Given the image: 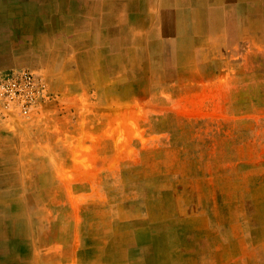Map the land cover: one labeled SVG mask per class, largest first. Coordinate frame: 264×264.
<instances>
[{"label": "crops", "instance_id": "obj_1", "mask_svg": "<svg viewBox=\"0 0 264 264\" xmlns=\"http://www.w3.org/2000/svg\"><path fill=\"white\" fill-rule=\"evenodd\" d=\"M263 17L264 0H0V76L17 69L41 73L54 95L52 110L67 111L34 123L6 116L0 105V264H192L173 262L172 246L156 240L145 252L146 261L125 262L128 252L140 250L128 246L116 248L121 260L109 261L101 255L110 247L77 244L83 237L77 225L69 231L73 242L68 246L61 245L54 226L28 229L46 208L89 205L94 192L105 189L108 159L125 156L116 142L124 141L126 110L146 111L154 126L159 124L155 112L168 110L164 120L170 126L218 127L213 138L228 142L235 159L231 166L237 167V158L252 165L244 175V190L250 192L238 203L236 173L220 167L233 173L228 193L220 189L222 204L228 199V219L218 218L224 228L217 231L208 225V233L198 230L203 238L213 233L220 244L212 261L205 257L195 264H264ZM183 53L191 61L187 70L178 61ZM212 109L218 111L213 122H200L199 116ZM222 109L245 110L244 118L221 117ZM134 120L141 124L139 117ZM225 126L227 136L220 134ZM256 126L261 128L254 135ZM254 158L261 159L256 163L262 176L258 194L247 186ZM36 207L38 213L29 217ZM36 221L44 223L45 216ZM170 223L167 218L154 221L151 231L124 221L116 237L147 236L148 231L160 240L172 238Z\"/></svg>", "mask_w": 264, "mask_h": 264}, {"label": "rangeland", "instance_id": "obj_2", "mask_svg": "<svg viewBox=\"0 0 264 264\" xmlns=\"http://www.w3.org/2000/svg\"><path fill=\"white\" fill-rule=\"evenodd\" d=\"M53 104L54 100L52 99L47 111L30 118H24L21 115L14 116L19 120L37 123L39 120L50 118L52 114L60 115L67 112L58 106V110H55L57 113H54ZM240 105L243 106V103ZM184 111L179 110L178 112L184 113ZM167 112L168 110L156 112L155 116L158 118L156 121L159 124L154 126L149 124L150 120L145 114L146 111L126 110L124 141L116 142L117 149L123 151L125 156L108 159L109 173L106 176L103 175L105 189L96 190L92 197V204L89 205L52 206L46 208L48 212L39 215L36 207L34 210L36 213L30 212V217L34 218L33 214H37V219L41 215V217L45 216L46 221L40 223L35 218L28 222V229L35 230L36 228L38 230L54 226L62 235L61 245L68 246L73 242V239L68 237L69 231L78 224L77 230L83 235L82 238L77 237L78 244L84 245L86 242L94 247H110L109 254L102 253L101 255L104 259L107 257L109 261L121 260V255L116 253V248L125 247L127 250V246L140 248V250L139 252L136 250V253L128 252L123 259L125 262L134 259L146 261L148 253L145 252L148 251L149 245H155V240L157 244L172 246L175 251L173 262L188 261L195 264L205 257L212 261L218 254L220 239L213 233L211 236L203 238V235L201 237V234H198V230L201 232L207 230V225L209 229H216V231L221 227L224 228V224L220 225L217 220L219 217H221V221L228 219L229 206H227V198H224L226 204H222L220 189H224L225 194L228 193L230 183L228 178L233 173L228 168H223L226 171L222 172L220 167H232L231 164L235 159L229 156L226 149L228 142L218 141L217 137L213 138V135L218 134L217 126L187 127L190 129L187 130L188 135H185L186 133L182 135L181 130L184 131L186 127L168 125L167 120H164L167 117ZM254 112L256 113V111ZM208 113L217 116L218 111L210 110ZM220 114L224 118H235L236 116L238 119H243L245 110L222 109ZM133 117H139L141 124ZM260 128V126L254 127L253 134L256 135ZM223 129L225 131L221 130L220 134L225 135L226 133L227 136L229 126H225ZM201 132L206 133L202 134ZM239 132L238 130L237 133ZM119 138L121 140V133ZM176 138H189L190 141H179L175 140ZM239 145L243 146L244 142H238V147ZM221 146H224L225 149L221 150ZM78 160L83 165H90L86 158ZM253 162L252 184H247V186L252 185L253 192L258 194L257 189L261 186L264 175L261 176L260 168H256V163H260L261 159L254 158ZM236 165L237 167L231 169L237 176V202L242 201L243 203L246 192H250V190H244L245 170L246 167L251 168L252 165L246 164L244 158H237ZM165 218L171 220L169 229L172 230V238H161L160 240L150 237L148 231L145 232L147 236L141 235L136 238L115 236L124 221L130 222L131 228L135 222V228L140 226L141 229L148 230L153 229L152 222ZM158 226L156 224V230L159 229ZM84 232L89 233V236L85 237ZM102 232L104 236H101ZM203 242L204 248H202ZM200 245L202 249L198 250ZM203 249L205 252L202 251Z\"/></svg>", "mask_w": 264, "mask_h": 264}, {"label": "built area", "instance_id": "obj_3", "mask_svg": "<svg viewBox=\"0 0 264 264\" xmlns=\"http://www.w3.org/2000/svg\"><path fill=\"white\" fill-rule=\"evenodd\" d=\"M53 96L46 79L34 70H8L0 76V105L6 116L40 114L49 109Z\"/></svg>", "mask_w": 264, "mask_h": 264}, {"label": "bare ground", "instance_id": "obj_4", "mask_svg": "<svg viewBox=\"0 0 264 264\" xmlns=\"http://www.w3.org/2000/svg\"><path fill=\"white\" fill-rule=\"evenodd\" d=\"M140 18V17H139ZM141 18H142V16H141ZM144 18V17H143ZM264 18V17H263ZM125 21V20H124ZM135 21V20H134ZM137 21H138V19H137ZM137 21H135V22H137ZM263 21V20H262ZM134 22V23H135ZM262 24V23H261ZM127 26V25H126ZM263 26V25H262ZM114 27V26H113ZM149 27V26H148ZM126 28V27H125ZM124 28V29H125ZM116 29V28H115ZM104 37V36H103ZM198 39H199V37H198ZM196 40H197V37H196ZM195 40V41H196ZM112 43V42H111ZM127 44V43H126ZM124 50V49H123ZM149 51V50H148ZM185 53H183V55H180L179 57V62H180V64L182 65V69L181 70H187L190 66H191V61L188 59L189 58V56H188V54H185ZM200 55V54H199ZM255 55V54H254ZM95 57V56H94ZM100 57V56H99ZM135 57V56H134ZM104 58V57H103ZM196 58V57H195ZM134 59V58H133ZM132 61V60H131ZM144 61V60H143ZM250 61H251V59H250ZM135 62V61H134ZM136 63V62H135ZM159 64V63H158ZM246 64V63H245ZM250 64V63H249ZM88 65V64H87ZM258 65V64H257ZM253 67V66H252ZM244 68V67H243ZM246 68V67H245ZM260 68V67H259ZM108 69V68H107ZM247 69V68H246ZM256 69V68H255ZM108 72V71H107ZM188 73V72H187ZM41 74V73H40ZM149 76V75H148ZM172 76V75H171ZM176 76V75H175ZM147 77V76H146ZM148 78V77H147ZM174 79V78H173ZM201 80V79H200ZM149 81V80H148ZM190 81V80H189ZM188 81V82H189ZM136 82V81H135ZM138 82V81H137ZM262 82V81H261ZM108 83V82H107ZM124 83V82H123ZM179 83V82H178ZM256 83V82H255ZM113 84V83H112ZM140 84V83H139ZM163 84H165V83H163ZM262 84V83H261ZM129 85V84H128ZM148 85V84H147ZM257 85V84H256ZM140 86V85H139ZM156 86V85H155ZM250 86V85H249ZM162 87V86H161ZM126 88V87H125ZM128 88V87H127ZM140 89V88H139ZM260 90V89H259ZM137 92V91H136ZM143 92V91H142ZM127 93V92H126ZM148 93V92H147ZM246 93V92H245ZM124 94V93H123ZM170 94V96H171V93H169ZM198 94V93H197ZM247 94V93H246ZM178 95V94H177ZM219 95V94H218ZM169 96V97H170ZM210 96V95H209ZM213 97V96H212ZM125 98V97H124ZM155 98H156V96H155ZM191 99H192V97H191ZM198 99V98H197ZM134 100V99H133ZM217 100V99H216ZM135 101V100H134ZM183 101V100H182ZM186 101V100H185ZM218 101V100H217ZM260 101V100H259ZM151 102V101H150ZM191 102V101H190ZM202 102V101H201ZM155 103V102H154ZM214 103V102H213ZM140 104V103H139ZM217 104V103H216ZM137 105V104H136ZM193 106V105H192ZM191 106V107H192ZM144 107V106H143ZM187 107V106H186ZM194 107V106H193ZM143 109V108H142ZM196 110L195 111H197V108H195ZM157 110V109H156ZM213 110V109H212ZM211 110V111H212ZM199 111V110H198ZM201 111H202V109H201ZM206 111V110H205ZM208 111V110H207ZM1 112V111H0ZM157 112V111H156ZM156 112H155V114H156ZM204 112V111H203ZM209 112V111H208ZM217 112V111H216ZM159 113V112H158ZM188 114V113H187ZM200 114H201V112H200ZM206 114H210V113H206ZM206 114H204L203 113V115H201V116H199V121L200 122H202V123H204V121H206V119H208L209 121H211V122H213V118H214V116L213 115H206ZM16 115V114H15ZM4 116V115H3ZM17 116V115H16ZM16 116H10L11 118H14V119H16ZM162 116V115H161ZM227 116V115H226ZM180 117V116H179ZM189 117V116H188ZM163 118V117H162ZM155 119V118H154ZM187 119V118H186ZM162 120V119H161ZM189 120H191V119H189ZM174 121V120H173ZM186 121V120H185ZM182 122H183V120H182ZM9 123V122H8ZM189 123V122H188ZM164 124V123H163ZM184 125V124H183ZM209 125H212L213 126V124L211 123V124H209ZM162 127V126H161ZM182 127V126H181ZM187 128V127H186ZM136 129V128H135ZM180 129V128H179ZM183 129V128H182ZM134 130V129H133ZM137 130V129H136ZM260 131V130H259ZM186 133H187V131H185ZM134 133V132H133ZM167 133V132H166ZM202 134H204V133H206V132H201ZM262 133V132H261ZM117 134V133H116ZM135 135V134H134ZM178 136V135H177ZM180 136V135H179ZM181 137V136H180ZM181 140V139H180ZM179 140V141H180ZM184 146V145H183ZM186 149V148H185ZM264 149V148H263ZM182 150V149H181ZM188 151V150H187ZM179 153H180V151H179ZM190 153V152H189ZM177 154V153H176ZM42 158V157H41ZM6 163V162H5ZM8 163V162H7ZM21 170V169H20ZM12 171V170H11ZM19 174V173H18ZM25 175V174H24ZM44 175V174H43ZM19 176H20V174H19ZM25 177V176H24ZM44 177V176H43ZM47 178V177H46ZM23 179V178H22ZM17 180V179H16ZM30 180V179H29ZM38 181V180H37ZM4 182H6V181H4ZM9 182V181H8ZM12 181H10V183H11ZM51 182V181H50ZM28 183V182H27ZM12 184V183H11ZM10 184V185H11ZM16 184V183H15ZM20 184V183H19ZM13 190V189H12ZM14 190H15V188H14ZM30 190H32V189H30ZM23 191H24V189H23ZM4 192V191H3ZM14 193V192H13ZM12 193V194H13ZM22 194V193H21ZM2 195V194H1ZM14 195V194H13ZM4 196V195H3ZM6 196V195H5ZM9 198V197H8ZM14 198V197H13ZM19 198V197H18ZM17 199V198H16ZM12 200H14V199H12ZM140 203V202H139ZM135 204V203H134ZM149 204V203H148ZM146 205V204H145ZM127 206V205H126ZM125 206V207H126ZM6 207V206H5ZM11 207V206H10ZM12 208V207H11ZM134 208H135V206H134ZM5 211H6V209H5ZM8 211H9V209H8ZM147 213V212H146ZM27 215V214H26ZM136 215H137V213H136ZM147 215V214H146ZM30 217V216H29ZM131 218V217H130ZM26 219V218H25ZM21 221V220H20ZM23 221V220H22ZM94 221V220H93ZM144 221V220H143ZM42 222V221H41ZM50 222V221H49ZM78 222V221H77ZM102 222H105V221H102ZM16 223V222H15ZM82 223V222H81ZM106 223H108V222H106ZM12 224V223H11ZM14 224V223H13ZM22 224V223H21ZM31 224H32V222H31ZM30 224V225H31ZM78 225V224H77ZM87 225H88V223H87ZM103 225V224H102ZM18 226V225H17ZM151 226V225H150ZM60 227V226H59ZM105 227H106V225H105ZM18 227H16V229H17ZM50 228V227H49ZM71 228V227H70ZM78 228V227H77ZM14 229V228H13ZM95 229V228H94ZM106 229V228H105ZM111 229V228H110ZM129 229V228H128ZM35 230H36V228H35ZM50 230V229H49ZM53 230V229H52ZM155 230V229H154ZM16 231V230H15ZM120 231V230H119ZM152 231V230H151ZM50 232V231H49ZM54 232V231H53ZM19 233V232H18ZM47 233V232H46ZM106 233V232H105ZM23 234V233H22ZM43 234V233H42ZM53 234V233H52ZM127 234V233H126ZM106 235V234H105ZM111 235V234H110ZM78 236V235H77ZM116 236V235H115ZM15 237V236H14ZM34 237V236H33ZM32 237V238H33ZM118 237V236H117ZM13 238V237H12ZM69 238H71V237H69ZM120 238V237H119ZM118 238V239H119ZM53 239V238H52ZM73 239V238H72ZM108 239V238H107ZM20 240H22V239H20ZM28 240V239H27ZM36 240V239H35ZM30 241H31V239H30ZM49 241H51V240H49ZM54 241V240H53ZM96 241V240H95ZM102 241V240H101ZM34 242V241H33ZM36 242H38V241H36ZM85 242V241H84ZM56 243V242H55ZM97 243V242H96ZM23 244V243H22ZM38 244V243H37ZM74 244V243H73ZM78 244V243H77ZM13 245V244H12ZM31 246H32V244H31ZM36 246V245H35ZM61 246V245H60ZM140 246V245H139ZM150 246V245H149ZM6 247V246H5ZM108 247V246H107ZM120 247V246H119ZM89 248V247H88ZM114 250V249H113ZM86 251V250H85ZM122 251V250H121ZM2 252V251H1ZM110 252V251H109ZM117 252V251H116ZM38 253V252H37ZM142 253V252H141ZM5 254V253H4ZM92 254V253H91ZM93 255V254H92ZM170 255V254H169ZM23 256V255H22ZM40 256V255H39ZM77 256V255H76ZM89 257V256H88ZM95 258V257H94ZM156 258V257H155ZM95 259H97V258H95ZM106 260V259H105ZM131 260V259H130ZM93 262H95V261H93ZM127 262V261H126ZM91 263V262H90ZM125 263V262H124ZM3 264V263H2ZM102 264V263H101Z\"/></svg>", "mask_w": 264, "mask_h": 264}]
</instances>
